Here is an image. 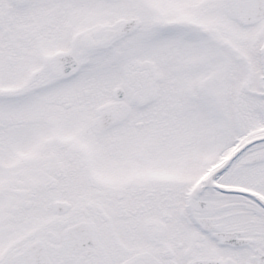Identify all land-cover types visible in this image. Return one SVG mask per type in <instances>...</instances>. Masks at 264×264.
I'll list each match as a JSON object with an SVG mask.
<instances>
[{
  "label": "snow or ice",
  "instance_id": "obj_1",
  "mask_svg": "<svg viewBox=\"0 0 264 264\" xmlns=\"http://www.w3.org/2000/svg\"><path fill=\"white\" fill-rule=\"evenodd\" d=\"M0 264H264V0H0Z\"/></svg>",
  "mask_w": 264,
  "mask_h": 264
}]
</instances>
